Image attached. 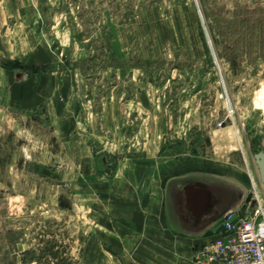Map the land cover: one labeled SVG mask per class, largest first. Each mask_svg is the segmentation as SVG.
I'll use <instances>...</instances> for the list:
<instances>
[{
	"label": "rangeland",
	"instance_id": "rangeland-1",
	"mask_svg": "<svg viewBox=\"0 0 264 264\" xmlns=\"http://www.w3.org/2000/svg\"><path fill=\"white\" fill-rule=\"evenodd\" d=\"M263 93L264 0H0V264H127L132 177L182 220L186 182L250 191Z\"/></svg>",
	"mask_w": 264,
	"mask_h": 264
},
{
	"label": "crops",
	"instance_id": "crops-1",
	"mask_svg": "<svg viewBox=\"0 0 264 264\" xmlns=\"http://www.w3.org/2000/svg\"><path fill=\"white\" fill-rule=\"evenodd\" d=\"M138 179L132 177L135 181L131 182L130 189L126 187V192L129 189L134 195V201L127 203L124 210L111 208L109 212L108 235L123 242L119 246L122 250L115 239L106 241L97 235L100 241L107 242L111 254L116 253L118 248L121 257L128 256L127 264H194V248L210 238L220 225L221 217L217 211L233 209L242 213L249 195V190L242 191L233 185V188L223 190L216 197L212 186L199 181L204 186L190 191L188 206L192 211L183 206L185 219L182 220L180 215L166 208L165 181L158 182L156 188L152 187L145 195L139 185L146 182L141 183ZM257 185L264 188V183L257 181ZM90 242L84 244L82 261L85 264L100 263V255L94 254L98 249L88 247Z\"/></svg>",
	"mask_w": 264,
	"mask_h": 264
},
{
	"label": "built area",
	"instance_id": "built-area-1",
	"mask_svg": "<svg viewBox=\"0 0 264 264\" xmlns=\"http://www.w3.org/2000/svg\"><path fill=\"white\" fill-rule=\"evenodd\" d=\"M249 195L242 213L226 210L222 229L194 248V264H264V188L253 184Z\"/></svg>",
	"mask_w": 264,
	"mask_h": 264
},
{
	"label": "trees",
	"instance_id": "trees-1",
	"mask_svg": "<svg viewBox=\"0 0 264 264\" xmlns=\"http://www.w3.org/2000/svg\"><path fill=\"white\" fill-rule=\"evenodd\" d=\"M1 67L5 70H11L7 65L2 64ZM61 248V247H60ZM63 251H66V248H63ZM59 246L54 241H47L45 243L44 248L40 251L39 257L32 258L30 263L35 264H71V259L67 257V252H63L59 255ZM25 254H30V252H26ZM66 256V257H64ZM25 261H22L24 264Z\"/></svg>",
	"mask_w": 264,
	"mask_h": 264
},
{
	"label": "water",
	"instance_id": "water-1",
	"mask_svg": "<svg viewBox=\"0 0 264 264\" xmlns=\"http://www.w3.org/2000/svg\"><path fill=\"white\" fill-rule=\"evenodd\" d=\"M254 163L257 167L259 173V182L264 183V139L261 142V151L253 156ZM189 197V196H188ZM250 199V195H247L246 202ZM222 224H220L214 231L213 234H217L222 229Z\"/></svg>",
	"mask_w": 264,
	"mask_h": 264
},
{
	"label": "flooded vegetation",
	"instance_id": "flooded-vegetation-1",
	"mask_svg": "<svg viewBox=\"0 0 264 264\" xmlns=\"http://www.w3.org/2000/svg\"><path fill=\"white\" fill-rule=\"evenodd\" d=\"M204 186L201 182H199L198 180L196 181H190V182H186L182 187H181V193L183 194V206L185 209L192 211V209L188 206V195L190 193V191H193L195 189H197L198 187H202ZM221 209L220 211H217L218 214L221 213Z\"/></svg>",
	"mask_w": 264,
	"mask_h": 264
},
{
	"label": "bare ground",
	"instance_id": "bare-ground-1",
	"mask_svg": "<svg viewBox=\"0 0 264 264\" xmlns=\"http://www.w3.org/2000/svg\"><path fill=\"white\" fill-rule=\"evenodd\" d=\"M262 96H263V98H264V93H263V95H262ZM263 104H264V103H263ZM262 110H263V109H262ZM263 111H264V110H263Z\"/></svg>",
	"mask_w": 264,
	"mask_h": 264
}]
</instances>
